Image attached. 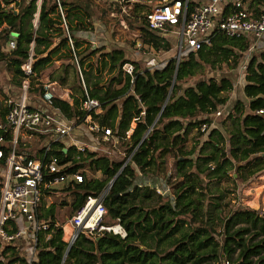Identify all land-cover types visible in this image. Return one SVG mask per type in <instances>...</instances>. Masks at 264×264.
Instances as JSON below:
<instances>
[{"label":"trees","instance_id":"16d2710c","mask_svg":"<svg viewBox=\"0 0 264 264\" xmlns=\"http://www.w3.org/2000/svg\"><path fill=\"white\" fill-rule=\"evenodd\" d=\"M36 1L20 0L15 13L3 8L0 0V64L10 73L11 84L21 88L25 79L21 66L32 51L28 91L40 98L41 72L52 62L48 52L52 35L62 32L52 23L57 13L55 0L41 1L35 25ZM61 3L71 30L74 20L77 29H85L92 27L94 18L110 22L114 28L121 26L119 5L110 0ZM262 5L263 0L250 2L255 11ZM229 11L230 6L224 14ZM125 18L129 29H140V16ZM140 39L145 45L155 42L148 33L140 34ZM251 44L249 37L216 33L209 45L187 51L179 63L172 58L153 69L129 58L126 46L116 43L80 54L87 59L97 55L94 63L82 68V74L87 93L99 101L100 111L82 109L86 95L80 80L71 87V102L55 96L49 109L72 121L86 141L107 144L102 131L89 130L86 118L90 116L101 128L111 130L114 146L107 147L108 154L86 151L77 156L76 148L66 146L65 138L55 140L51 135L34 133L28 139L42 144L35 153L24 151L20 138L15 150L43 161L55 157L59 162H70L66 170L80 171L83 177L81 182L70 180L60 190L71 196L72 215L88 196L106 191L103 203L110 222L103 223H119L126 235L79 233L70 244L58 224L56 205H47L44 200L56 190L43 188L35 221L47 222L48 227L32 232L35 257L22 254L24 244H7L0 251V264H215L224 257L231 264H264V211L235 207L226 200L227 194L264 171V114L258 113L264 107V49L244 64L242 90L247 103L236 99L230 109L225 108L233 82L211 73L238 69ZM126 62L135 66L133 81L122 71ZM50 79L66 81L64 75ZM6 100L0 106L2 123H6L11 108ZM216 111H221L220 116L208 118ZM217 119L221 128L213 125ZM0 133L1 190L13 131L6 124ZM85 170L99 172L102 177H89ZM140 174L162 180L167 192L135 183ZM50 179L52 176L45 173L44 180Z\"/></svg>","mask_w":264,"mask_h":264},{"label":"built area","instance_id":"2783aa9c","mask_svg":"<svg viewBox=\"0 0 264 264\" xmlns=\"http://www.w3.org/2000/svg\"><path fill=\"white\" fill-rule=\"evenodd\" d=\"M42 0H37V12L35 13L34 23L37 25L38 12ZM119 5L120 13L118 15L121 27L127 28L126 16L131 17L134 6L142 0H110ZM150 1V0H149ZM251 0H158L156 4L143 12V25L145 31L140 34L155 32L156 34H166L168 38L174 40L178 53L174 58L179 63L182 56L187 51L196 52L203 46L209 45L216 33H224L228 36L249 37L252 44L248 53L257 49L255 41L264 35V0L263 5L258 11L250 8ZM20 0H11L5 2L2 0V7L13 9L18 12ZM230 6V11L226 14L225 8ZM57 13L52 19L59 23V28L63 33L64 39L68 44L71 60L76 66L80 76V81L85 89L86 98L82 101V109L86 111H100L99 101L91 98L84 85L82 68L80 67L79 51L77 39L69 26L65 10L61 0H55ZM113 15V14H112ZM116 16V15H114ZM52 23H54L52 21ZM135 37H137L135 35ZM14 41L9 42L11 48L14 47ZM33 44L31 45L32 48ZM142 40L135 42V47L139 50L143 48ZM32 51L21 69L25 74L22 82L20 97L16 100L8 98L6 103L11 106L6 115V123L0 122V130L6 128L8 124L13 131L12 151L5 161V171L3 176V185L0 190V251L7 244H16L23 238L26 231L43 230L48 227L47 222H36L35 216L37 208L43 199V188L52 189L59 185L68 183L70 180L81 182L83 177L80 171L69 173L66 167L70 162H59L55 157H50L48 161H43L40 157L30 158L25 153H16L17 139L22 134L34 133L51 135L53 139L71 138V146L76 148L78 154L86 151H98L101 147L92 141H81L72 136L74 130L72 121L57 116L49 109L52 99L55 97L52 90L53 82H43V93L40 97L43 103L40 107H35L29 103L31 94H28L30 88L29 76L32 75ZM159 58L150 56L144 61V65L153 69L159 66ZM135 66L132 62H126L122 65V71L132 77ZM30 93V92H29ZM259 114H264V107L258 110ZM221 111L216 112L220 116ZM89 130L98 133L103 132V140L113 142L110 139L111 130L101 128L97 123L87 116ZM206 125L202 126L204 129ZM32 132V133H27ZM128 134L130 133L127 132ZM98 138V137H97ZM0 140L2 136L0 133ZM107 153V152H106ZM2 152L0 150V158ZM52 176L49 181L44 180V175ZM106 191L96 196L87 197L85 204L71 217L70 223L73 228L71 239L74 240L79 233L95 235L101 231L113 232L121 237H125V230L119 223L114 225H104V218L107 209L103 203ZM18 219L23 221L24 230L20 229ZM31 236V247L33 248L32 257H35V239ZM26 255V252H22Z\"/></svg>","mask_w":264,"mask_h":264},{"label":"rangeland","instance_id":"374dc122","mask_svg":"<svg viewBox=\"0 0 264 264\" xmlns=\"http://www.w3.org/2000/svg\"><path fill=\"white\" fill-rule=\"evenodd\" d=\"M156 1H158V0H150V1L149 0H142L140 3H138L134 6V9L131 12V16H132V19H138V17L140 16L141 20L137 21L139 26L140 25H141V27L143 26V20H142L143 12L145 10H147L149 7L156 4ZM101 23H102V21L100 20V24ZM72 24L76 26V20H74V22ZM141 27H140V29L136 28L134 30H131L128 27L123 28L120 26V28H119L116 26L114 28L111 25V28H108V29L111 31L113 39L115 37L117 39H115V41H111L109 43L110 47L115 44L113 42H117L116 44H119V46H121V47H122V45L126 46L128 57L134 61H138L142 65H144L145 59L149 58L150 56L160 57L159 58V63H160L159 65H163L167 60H170V59L176 57V55L178 53V48H177V46L175 47L174 40L168 38L166 34H160V36L148 35L150 37V40L151 41L155 40V42L154 43L151 42L150 45L144 44V46H143V48H141V50H139L138 47L136 48L135 44H133V42H135L137 40H141L140 39V31H145V29L143 27L142 28ZM135 35L137 37H135ZM62 40H63V38L61 37V40L58 42V47H55V49L52 52H50L52 62L48 66L44 67L43 71L41 72V79H42L41 81L42 82L46 81L44 78L49 77V75L52 76V73H53V76L55 77V74H56L58 69L56 67L54 60H59L58 63L60 64V66H61V64H65V65L68 64V66L72 67L73 71H74L75 67H74V63L70 62L71 56H70V53L67 51V47H66L67 43H66V45H64L65 43ZM253 45H255L257 47V49H254L251 53H248L246 55L241 66L238 69H222L219 72L218 71L211 72V73H213V75H215L217 77H227V78H230L232 80L233 90H232V92L227 94L229 103L231 102L233 104V102L236 99L245 98V95H244L243 90H242V86H243V82H244V64L246 63L247 58H249L252 55L258 56L262 52V50L264 49L263 48L264 47V35L261 38H259L257 41H255V43ZM162 46H165V48H163ZM88 48H90V47H88ZM88 48L85 49L86 52H89ZM90 49H92V48H90ZM79 50H80V46H78V51ZM85 50H84V48H81V51L79 53L81 54ZM80 54H79V58L81 57V62H82V63L80 62V67L84 68V67L88 66V64H89V63H86V60L88 57H82ZM70 70H72V69H70ZM209 72L210 71H208V73ZM72 75L76 76L75 73H72ZM72 75H71V77H72ZM78 75H79V73H78ZM77 77L78 76H76V79H77ZM206 77H207L206 74L202 75V78H206ZM10 80H11L10 73L6 70L4 65L0 64V106H3L5 104L6 98H11L12 100H16L20 97V95L22 93L21 88L20 87L18 88V87H15L14 85H12ZM70 80H73V79L70 78ZM30 93L28 92V94H30ZM32 94H35V93L32 92ZM35 97H37V96H35ZM39 104L40 105L43 104L41 102V99L39 100ZM230 108L231 107H228L227 109H230ZM216 112L211 114V115H208V118H210V119L217 118L218 116H216ZM218 120L219 119L214 120L213 125L215 127L221 128L222 127L221 123ZM0 121H1V119H0ZM78 136H79L78 138L81 141L85 140V136L83 134H80V135L78 134ZM19 138H20V136H19ZM23 141H24V143H23L22 148L24 149V151H28L31 153H35L38 150V148H40L42 146L41 143H36L31 139H24ZM105 143H107V144H104V143L99 144L101 148L97 151L98 153L104 154L107 152V154H108L109 149L107 147L108 146H112V147L114 146V141L113 142H105ZM189 145H191V141L189 142ZM85 172H86V175L89 177H92V176L100 177V178L102 177V175L99 172H90L89 170H85ZM135 183L140 184V185L147 184V185H150L152 187L157 188L158 191L167 192V189H165L164 182L160 179L152 178L149 176L146 177V176L140 174L136 178ZM65 185H68V184L65 182V184H62V185H59V186L53 188L52 190H56V191L53 192V194H51L49 196H45L44 200H45V203L47 205L52 204V203L56 205V218H57L58 224L63 226L64 237L67 236V241L69 242V239H71L70 238L71 234L73 233V228H72L71 223H70V219L73 216L72 215L73 213H71V211L69 209V204L72 200L71 196L65 195L63 192L60 191V190H62V188ZM226 200H230L231 204H233V206H235V207H242V208L249 207V208L264 211V171L260 175H258L254 180L240 185L234 193L227 194ZM17 221H18V224L20 226V229L24 230L25 228L23 225V221H22V223H21L20 219H18ZM104 221L110 222V220L107 217L104 218ZM26 233L29 235H32V231L28 230V231H26ZM20 240L17 242V244H19ZM28 241H29V243H31L32 240L28 239ZM215 264H231V262L230 261L227 262V259L224 257V258H221L220 261L216 262Z\"/></svg>","mask_w":264,"mask_h":264},{"label":"crops","instance_id":"0c3cea01","mask_svg":"<svg viewBox=\"0 0 264 264\" xmlns=\"http://www.w3.org/2000/svg\"><path fill=\"white\" fill-rule=\"evenodd\" d=\"M52 21L54 22L53 24H54L55 27H59V23L58 22H56L54 19H52ZM108 28H111V23L110 22L107 23V21H102V23L100 24V20L97 19V18H94L93 23H92V27H90V28L77 29L75 27V29H74V27H72V32H73L74 36L76 37V39L78 41L77 45L80 46L79 52L81 51V48H84V50H85L88 47H90L92 49L101 48V47L109 48L110 47L109 43L111 41H115V39H117V38L115 37L113 39L111 31ZM58 32H56V33H54L52 35V41H51V45H50L49 51H48L49 53L52 52L55 49V47H58V42L61 40V37L63 38V40H65L64 36H63V33L59 34ZM148 35L160 36V34H156L155 32H148ZM63 42L65 43V41H63ZM113 43H117V42H113ZM64 45H66V43ZM162 47L165 48V46H162ZM67 51H68V49H67ZM85 51L82 52L81 55H83L85 53ZM96 56L97 55L91 56L89 59L86 60V63H89V62L90 63H94L95 60H96ZM158 58H160V57H158ZM58 61L59 60H54V62L56 64V67L58 69L56 74H55V77L59 76V75H64L66 77V81L64 83H60L56 79L55 80H53V79L51 80L50 78L54 77L53 73H52V76L49 75V77H46L44 79L46 81L53 82L52 90L54 91L55 96H57V97H59L61 99L68 100V101L71 102V98H70V96L72 94L71 87L74 85L75 82H76L75 85L79 84L80 77H79L78 73L73 71L72 67L68 66V64L67 65L61 64V66H60ZM70 62L73 63L71 61V59H70ZM70 69H72V70H70ZM72 73H75L76 75H78V77H79V78L77 77L78 80L76 79L75 75H72ZM71 75H72V77H71ZM70 78H72L73 80H70ZM30 94H31V98H30L29 103L31 105L35 106V107H40L41 106L39 104L40 98L39 97H35L36 96L35 94H32V93H30ZM240 99H242L246 103L248 102V99L246 97L245 98H240ZM231 106H232V103L228 102L227 105H225V108H228V107H231ZM52 113H55V112L52 111ZM78 134L80 135V134H83V133L78 132V130L74 129L73 132H72V136L75 137V138H78L79 137ZM31 137L32 136H30L29 134H22L21 137H20V140L23 141L24 139H28V138H31ZM64 140H65V143H67L66 146H68V145L71 146L72 142H71V138L70 137H65ZM20 221H21V219H20ZM31 236L32 235H29V234L25 233L23 238L19 242V244H24L25 245V246H23L24 248L22 249V252L23 253L26 252V254L30 258L32 257L33 248L32 247L30 248L31 244L29 243L28 239H31ZM64 239L67 240V236H65Z\"/></svg>","mask_w":264,"mask_h":264},{"label":"water","instance_id":"95a60500","mask_svg":"<svg viewBox=\"0 0 264 264\" xmlns=\"http://www.w3.org/2000/svg\"><path fill=\"white\" fill-rule=\"evenodd\" d=\"M114 179L111 180V182L109 183V186L108 187H111L112 183H113ZM73 242V240L71 242H69L70 244Z\"/></svg>","mask_w":264,"mask_h":264}]
</instances>
